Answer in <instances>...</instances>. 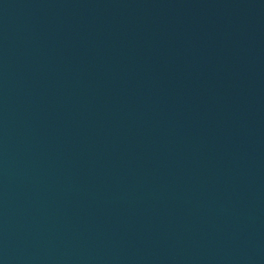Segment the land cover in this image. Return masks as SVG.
<instances>
[{
    "label": "water",
    "instance_id": "1",
    "mask_svg": "<svg viewBox=\"0 0 264 264\" xmlns=\"http://www.w3.org/2000/svg\"><path fill=\"white\" fill-rule=\"evenodd\" d=\"M0 264H264V0H0Z\"/></svg>",
    "mask_w": 264,
    "mask_h": 264
}]
</instances>
